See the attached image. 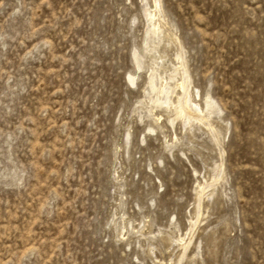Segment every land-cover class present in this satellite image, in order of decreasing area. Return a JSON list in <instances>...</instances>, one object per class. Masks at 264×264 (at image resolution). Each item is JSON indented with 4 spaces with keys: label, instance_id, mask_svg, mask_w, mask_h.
<instances>
[{
    "label": "rangeland",
    "instance_id": "1",
    "mask_svg": "<svg viewBox=\"0 0 264 264\" xmlns=\"http://www.w3.org/2000/svg\"><path fill=\"white\" fill-rule=\"evenodd\" d=\"M0 264H264V0H0Z\"/></svg>",
    "mask_w": 264,
    "mask_h": 264
}]
</instances>
